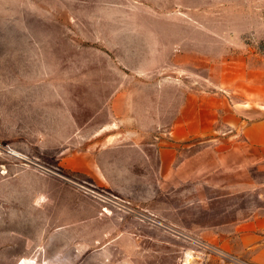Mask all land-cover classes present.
Masks as SVG:
<instances>
[{
	"label": "rangeland",
	"instance_id": "obj_1",
	"mask_svg": "<svg viewBox=\"0 0 264 264\" xmlns=\"http://www.w3.org/2000/svg\"><path fill=\"white\" fill-rule=\"evenodd\" d=\"M263 79L264 0H0V264H264Z\"/></svg>",
	"mask_w": 264,
	"mask_h": 264
},
{
	"label": "crops",
	"instance_id": "obj_2",
	"mask_svg": "<svg viewBox=\"0 0 264 264\" xmlns=\"http://www.w3.org/2000/svg\"><path fill=\"white\" fill-rule=\"evenodd\" d=\"M264 80V79H263ZM259 81L255 84H259L261 86L259 89H264V81ZM254 84V85H255ZM260 100L264 101V92L262 95H258ZM264 113V111H263ZM209 122L215 123V121H208L207 124L205 121L201 119L198 112L195 111L193 116L186 118L183 117L179 119V122L172 128L170 132L171 140L174 142H183L191 137L207 135L209 130L212 128L209 126ZM229 126H240L241 133L243 134L244 143H246L249 147L253 148L257 151V162L264 163V115L261 117H257L255 119L248 118L247 121L242 119H236L234 115L230 116ZM207 151H203L199 155L189 159L188 161L185 160L178 164L177 171H181L184 166H186L192 160H196L201 155H205ZM159 158H160V169H168L171 167L175 160V151L171 148L161 149L159 151ZM99 169L100 166L98 165ZM90 168L89 164L83 166V170H87ZM101 172V170H100Z\"/></svg>",
	"mask_w": 264,
	"mask_h": 264
}]
</instances>
